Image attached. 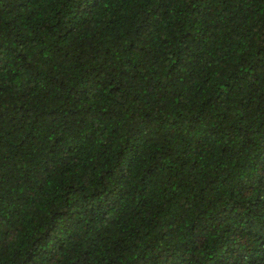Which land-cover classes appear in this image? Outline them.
<instances>
[{
    "label": "trees",
    "instance_id": "obj_1",
    "mask_svg": "<svg viewBox=\"0 0 264 264\" xmlns=\"http://www.w3.org/2000/svg\"><path fill=\"white\" fill-rule=\"evenodd\" d=\"M0 264H264V0H0Z\"/></svg>",
    "mask_w": 264,
    "mask_h": 264
}]
</instances>
